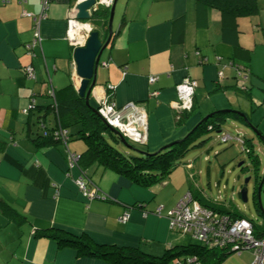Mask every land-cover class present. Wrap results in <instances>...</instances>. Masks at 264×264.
<instances>
[{
	"label": "crops",
	"instance_id": "1",
	"mask_svg": "<svg viewBox=\"0 0 264 264\" xmlns=\"http://www.w3.org/2000/svg\"><path fill=\"white\" fill-rule=\"evenodd\" d=\"M73 4L74 0H45L44 4L42 0H0V200L4 202L0 264H112L79 256L70 247H57L53 239L38 234L49 227L86 233L100 244L137 246L156 255L182 243V234L169 229L166 213L195 182L192 161L186 159L184 169L176 167L161 185L149 187L91 164L84 168L96 185L95 195L89 197L75 183L80 170L69 166L66 146L61 142L38 145L27 134L29 117L23 108L32 101L47 104L51 90L62 95L61 88L74 85V46L65 35ZM254 5L250 13L233 14L198 0H114L112 34L100 56L88 100L95 103L109 90L116 105L132 101L143 108L145 137L136 142L148 152L182 137L205 115L220 109L240 112L239 117L227 115L223 124L234 127L237 135L222 130L223 126L220 133L237 136L238 140H231L240 142L244 125L251 133V128L260 132L264 142L260 113L264 107V0H254ZM107 19L93 12L88 20L103 41ZM35 20L41 41L28 52ZM25 65H31L33 76L23 71ZM242 66L245 71L239 69ZM150 75L157 79L150 82ZM184 77L195 79L197 85L190 113L176 124L177 112L171 103ZM30 118L34 120V115ZM53 121L47 114L46 122ZM66 145L76 154L85 147L75 136ZM207 185L212 186L209 179ZM195 186L205 192L196 182ZM123 213H127L125 221Z\"/></svg>",
	"mask_w": 264,
	"mask_h": 264
},
{
	"label": "trees",
	"instance_id": "2",
	"mask_svg": "<svg viewBox=\"0 0 264 264\" xmlns=\"http://www.w3.org/2000/svg\"><path fill=\"white\" fill-rule=\"evenodd\" d=\"M198 1L207 2L222 11L233 14L250 13L255 7L254 0ZM108 12V8L105 7L94 11L97 16H103L104 18H107ZM224 33L226 35V32ZM244 67L246 68V66ZM59 92L62 95H58L54 90L50 94L51 101L47 104L38 105L33 101L29 104L26 110L29 117L27 134L32 135L30 138L35 144L55 145L61 142L66 146V150H69L66 144L70 136L82 139L85 147L80 153H75L78 157L75 166L79 168L80 175L86 179L88 186L89 184L96 186L84 171V168L91 164H97L102 170H111L141 187H149L159 183L166 179L179 164L186 163L184 157L188 149L201 146L210 138V135L202 136V132L212 131L215 133V138H217L227 115L240 116V112L236 110H215L205 120L197 122L182 137L171 141L170 145L161 146L148 152L134 149L128 142L123 143L119 134L112 130L114 127L110 126L101 116L97 106L89 100L86 102L84 97L77 93L72 83L61 88ZM108 94H110L109 90H107ZM190 111L191 109L181 111L179 118H175L176 124H181ZM47 114L53 117L54 121L52 123L46 122ZM32 115H34V120L30 118ZM31 123L35 124L33 128L30 127ZM72 126L75 127L73 132L70 131ZM62 129L66 130L64 136L60 133ZM125 139L129 140L126 137ZM247 141L248 139H243L240 146L248 149L243 150L244 152L250 153L252 149ZM120 146L125 150H121ZM254 163L257 170L258 160L256 157ZM260 175L262 177V174ZM260 184L261 179L259 186ZM186 192L190 193L192 201L198 202L203 207L216 210L219 214H226L230 220L240 217L247 218L236 210H231V207L224 204L223 201L217 200L214 196H209L205 192L203 193L192 183ZM2 205H4V202L0 200V206ZM252 225L256 236L264 235V228L258 229L253 222ZM169 229L184 236L188 235L196 241L170 245L165 247L161 254L156 255L137 246L100 244L91 239L86 233L73 234L55 227L42 229L38 234L53 239L59 248L70 247L79 256L96 257L112 264H220L231 252L238 253L243 250L234 251L229 245L208 246L189 233L171 227Z\"/></svg>",
	"mask_w": 264,
	"mask_h": 264
},
{
	"label": "built area",
	"instance_id": "3",
	"mask_svg": "<svg viewBox=\"0 0 264 264\" xmlns=\"http://www.w3.org/2000/svg\"><path fill=\"white\" fill-rule=\"evenodd\" d=\"M80 1L82 0H74V4L70 7L69 15L66 20L65 35L74 47L83 45L92 30L90 21L75 17V5ZM113 1L114 0H94L93 4L90 6V10L94 12L99 7L109 8L113 4ZM42 2L44 4L45 0H42ZM33 28V38L26 44L28 52H31L32 47L36 45L39 46L41 41L38 21L35 20ZM101 64L106 65L107 63L102 61ZM239 69L242 71L246 70L243 66ZM23 71L27 75L33 76L31 65H25ZM156 79V75H150L148 77L150 82ZM196 85L197 81L189 77H184L177 83L176 88L178 97L171 103L172 107L177 112V114H175L176 119L179 118L181 111L191 109L193 90ZM50 93L52 94V90ZM96 106L104 120L110 126L117 129L123 136L133 141H142L144 139L146 114L143 108L139 107L136 103L128 101L122 105H116V103L110 99L109 95L106 94L96 99ZM27 107H24L23 111L26 112ZM60 133L64 136L66 130L62 129ZM217 138L220 141L231 139L238 140L237 136H232L228 133H218ZM239 141L242 143L241 140ZM241 149L244 151L248 150L243 147H241ZM66 151L69 166L75 165L78 158L77 155L70 150ZM75 183L84 195L89 197L95 195L96 186L91 190L87 185L86 179L81 175L75 179ZM191 199L190 193L185 192L175 205L167 211L169 227L189 233L208 246L229 245L234 251L250 249L253 257L246 264H264V235L256 236L254 234L251 220L244 217L230 220L228 215L219 214L216 210L203 207L198 202L192 201ZM126 218L127 213H123L121 220L125 221ZM192 260H194V258H192Z\"/></svg>",
	"mask_w": 264,
	"mask_h": 264
},
{
	"label": "rangeland",
	"instance_id": "4",
	"mask_svg": "<svg viewBox=\"0 0 264 264\" xmlns=\"http://www.w3.org/2000/svg\"><path fill=\"white\" fill-rule=\"evenodd\" d=\"M93 104L96 105V102H93ZM260 113L264 117V107H261ZM243 126H241L243 130H240V135L250 142L247 141L252 149L250 153L244 152L240 147V142L236 140L220 142L215 138L214 132L204 131L202 136L210 135V138L203 145L188 149L184 160L187 162L186 159H189L194 163L192 169L195 173L194 180L206 194L214 197L220 196L221 201L231 207V210L234 209L241 215L251 219L258 229H262L264 228V178L260 186L259 182L261 179L260 174H263L264 171V142L258 137L260 135H258L257 130L251 128V133L250 129ZM74 129L75 127L72 126L70 131L73 132ZM222 130L236 134L234 127L226 128L223 126ZM262 132H264V129ZM127 142L132 145V148L142 150L139 142L131 139ZM120 147L121 150H125L122 146ZM215 150H217V153H215ZM255 157L258 160L257 170L254 163ZM177 167L184 169V164H179ZM208 179L212 183L211 188L207 185ZM216 181H219L218 186ZM195 182L192 180L191 183L195 185ZM225 183L226 188L223 186ZM158 185H161V183H158ZM244 185L247 190L245 201L239 193ZM180 237L184 244L196 241L188 235ZM252 257L253 254L250 249L242 250L239 254L231 252L220 264H245Z\"/></svg>",
	"mask_w": 264,
	"mask_h": 264
},
{
	"label": "water",
	"instance_id": "5",
	"mask_svg": "<svg viewBox=\"0 0 264 264\" xmlns=\"http://www.w3.org/2000/svg\"><path fill=\"white\" fill-rule=\"evenodd\" d=\"M94 0H82L75 5V17L81 20H91L93 12L90 13V6ZM112 18H113V4L109 8V15L107 19V37L103 41L98 36L97 30H91L83 45H79L73 48L72 55L75 63V79L74 86L77 93L83 96L85 101L88 102L89 95L92 93L93 87L96 81V70L100 61V56L103 49L108 44L110 36L112 34ZM209 115H205L202 120H205ZM245 121L251 125L248 118L243 116ZM253 126V125H252ZM113 131L119 134V137L123 143H127L125 137H123L115 128ZM260 135V132H258ZM171 142L162 145V147L170 145ZM264 178V172L261 177V183ZM247 180V179H246ZM245 180V181H246ZM239 193L242 199H247L245 185L241 187Z\"/></svg>",
	"mask_w": 264,
	"mask_h": 264
}]
</instances>
